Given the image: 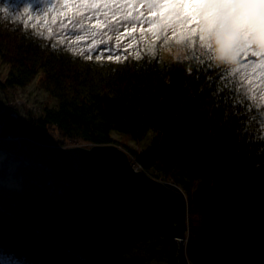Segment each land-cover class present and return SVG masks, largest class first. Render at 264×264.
Segmentation results:
<instances>
[{"label": "trees", "instance_id": "1", "mask_svg": "<svg viewBox=\"0 0 264 264\" xmlns=\"http://www.w3.org/2000/svg\"><path fill=\"white\" fill-rule=\"evenodd\" d=\"M21 3L0 0V65L7 68L0 136L127 151L114 132L135 141L149 135L136 161L178 184L196 220L180 251L169 242L167 264H264V102L233 71L263 55L264 31L225 64L215 58L217 41L203 47L199 32L168 35L161 25L152 37L131 38L126 60L102 72L96 56L45 33L34 10L20 17ZM173 44L188 55L165 58L163 48ZM34 81L55 104L19 123L8 94ZM0 151V264H139L126 257V231L172 234L21 147Z\"/></svg>", "mask_w": 264, "mask_h": 264}, {"label": "rangeland", "instance_id": "2", "mask_svg": "<svg viewBox=\"0 0 264 264\" xmlns=\"http://www.w3.org/2000/svg\"><path fill=\"white\" fill-rule=\"evenodd\" d=\"M20 1L24 6H32L36 21L42 28H48L44 30L45 33L48 32V35H57L63 38L75 52L83 53L85 56H91V54L96 56L97 69L102 72H105L110 66L122 64L126 60V55H121V53L131 38L138 36L142 40L152 37V34L159 33L157 30L161 25L168 35L174 34L181 28L180 24L174 21L169 22L166 26L162 24L161 17L157 14L158 10L154 7L156 0ZM196 27L197 25H192V28ZM184 29L189 30L188 27H184ZM256 33L261 36V32ZM215 41V38H206L203 47H209ZM179 43L182 42L179 41ZM162 54L165 58H182L188 55V50L178 44H173L164 47ZM110 56L112 59H109ZM247 62V64L244 63L245 65L235 67L233 71L237 79L244 85L247 93L256 92L255 94L259 96L257 99L264 102V53L254 59H248ZM6 75L7 68L0 65V79L3 80ZM8 95L10 99L7 104L12 105L17 111L19 123L25 119L28 112L39 115L46 104L51 107L55 104L54 100L48 98L39 89L36 81L26 88ZM5 96L6 94L0 90V110L6 104L3 103ZM112 136L115 141L127 146V153L131 156L140 152L150 140L149 135L141 141H135L118 132H114ZM83 145L88 147V144L74 146ZM3 157L4 155L0 153V161ZM155 169L157 168L153 167V176L161 180L162 178L167 179L161 170ZM7 183L19 185L18 181L13 180L12 177L8 178ZM195 222L194 217L190 219L187 215V232L182 247L187 242L188 228L194 226ZM125 238L128 242L127 259L139 264H167L168 244L171 240H175L173 233L163 235L158 231L144 235L126 231ZM175 245L177 246L176 241Z\"/></svg>", "mask_w": 264, "mask_h": 264}, {"label": "water", "instance_id": "3", "mask_svg": "<svg viewBox=\"0 0 264 264\" xmlns=\"http://www.w3.org/2000/svg\"><path fill=\"white\" fill-rule=\"evenodd\" d=\"M21 147L34 158L46 162L61 175L80 181L98 194L107 193L130 208L141 210L159 227L184 240L188 205L182 194L143 171H136L127 153L114 144L51 146L20 137H0V147Z\"/></svg>", "mask_w": 264, "mask_h": 264}, {"label": "snow or ice", "instance_id": "4", "mask_svg": "<svg viewBox=\"0 0 264 264\" xmlns=\"http://www.w3.org/2000/svg\"><path fill=\"white\" fill-rule=\"evenodd\" d=\"M154 7L165 26L174 21L199 32L201 41L215 38L218 52L229 63L250 47L248 40L258 29L264 30V0H156ZM31 12L29 6L17 11L20 17H29Z\"/></svg>", "mask_w": 264, "mask_h": 264}, {"label": "bare ground", "instance_id": "5", "mask_svg": "<svg viewBox=\"0 0 264 264\" xmlns=\"http://www.w3.org/2000/svg\"><path fill=\"white\" fill-rule=\"evenodd\" d=\"M0 118H1V116H0ZM1 120V119H0ZM1 137V136H0ZM2 138H4V137H2ZM16 138H20V137H7V138H5V139H16ZM26 138V137H25ZM84 146V145H83ZM88 147H91V146H88ZM0 148H3V147H0ZM120 148V147H119ZM122 149V148H121ZM123 150V149H122ZM126 153H127V151H125ZM0 153H2L1 151H0ZM139 153V152H138ZM3 154V153H2ZM135 154V153H134ZM127 155H128V159H129V161H130V163L131 164H138V165H140L139 164V162H137L136 161V158H135V155H133V156H131L130 154H128L127 153ZM133 167V166H132ZM134 168V167H133ZM136 171H143V170H136ZM143 172H145V171H143ZM146 174H147V172H145ZM147 175H149V174H147ZM150 176V175H149ZM167 179L165 180V179H163L162 178V183L163 184H165L166 186H169V187H171V188H173L174 190H176V191H178V192H180L181 194H182V188L178 185V184H176V183H174L173 182V180L171 179V178H168V177H166ZM170 181H169V180ZM159 181V180H158ZM80 182V181H79ZM161 182V181H160ZM174 187H176L177 189H175ZM95 192V191H94ZM98 194V193H97ZM182 196H183V194H182ZM184 197V196H183ZM187 215H188V213H187ZM165 230V229H164ZM168 231V230H167ZM185 238H186V235H185ZM176 241V240H175ZM183 242L184 241H182V240H177L176 241V243H177V248H178V250L180 251V248L182 247V245H183Z\"/></svg>", "mask_w": 264, "mask_h": 264}, {"label": "clouds", "instance_id": "6", "mask_svg": "<svg viewBox=\"0 0 264 264\" xmlns=\"http://www.w3.org/2000/svg\"><path fill=\"white\" fill-rule=\"evenodd\" d=\"M215 58H216L217 61L220 62V63H225V64L229 63V60H228L227 56L222 57L221 54H220L219 52H217V53L215 54Z\"/></svg>", "mask_w": 264, "mask_h": 264}, {"label": "built area", "instance_id": "7", "mask_svg": "<svg viewBox=\"0 0 264 264\" xmlns=\"http://www.w3.org/2000/svg\"><path fill=\"white\" fill-rule=\"evenodd\" d=\"M132 166L134 167V169L135 170H142V167L140 166V165H138V164H132ZM147 174H149L150 175V173L149 172H147ZM153 174V173H152ZM151 177H153L152 175H150ZM154 178V177H153ZM156 180H159V181H161L162 182V180L161 179H158V178H155Z\"/></svg>", "mask_w": 264, "mask_h": 264}]
</instances>
